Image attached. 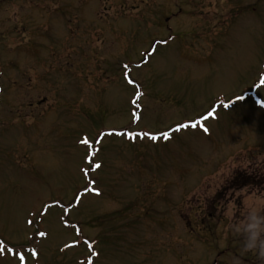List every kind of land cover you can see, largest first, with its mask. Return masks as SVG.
Listing matches in <instances>:
<instances>
[{
  "label": "rangeland",
  "instance_id": "obj_1",
  "mask_svg": "<svg viewBox=\"0 0 264 264\" xmlns=\"http://www.w3.org/2000/svg\"><path fill=\"white\" fill-rule=\"evenodd\" d=\"M0 66V264H264V0H3Z\"/></svg>",
  "mask_w": 264,
  "mask_h": 264
},
{
  "label": "snow or ice",
  "instance_id": "obj_2",
  "mask_svg": "<svg viewBox=\"0 0 264 264\" xmlns=\"http://www.w3.org/2000/svg\"><path fill=\"white\" fill-rule=\"evenodd\" d=\"M134 116H135V114H134ZM181 127H184V126H181ZM204 131H207V129L205 128ZM127 136H128L129 139H132L135 136H148L151 140H156L158 138L156 134H151V133H132V132H128ZM162 136H163L164 139H168V133H163ZM84 143H87V141L85 140ZM97 167H99V165H97ZM93 191L98 192L97 189H93ZM40 235L44 236L45 233L41 232ZM93 255H96V253H93ZM19 259L21 261V264H24V259L25 258H24L23 254L19 255ZM89 264H91V257H89Z\"/></svg>",
  "mask_w": 264,
  "mask_h": 264
},
{
  "label": "trees",
  "instance_id": "obj_3",
  "mask_svg": "<svg viewBox=\"0 0 264 264\" xmlns=\"http://www.w3.org/2000/svg\"><path fill=\"white\" fill-rule=\"evenodd\" d=\"M243 176H240V175H236L232 181H231V184L234 183L236 184V182H238V184L234 185V186H237V187H247V186H250L253 184L251 178L249 177H243ZM257 183H260V182H257ZM260 185V184H258Z\"/></svg>",
  "mask_w": 264,
  "mask_h": 264
}]
</instances>
